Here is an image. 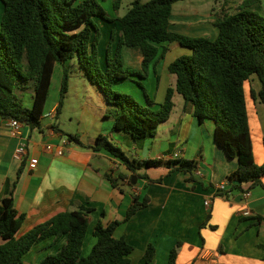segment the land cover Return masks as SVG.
<instances>
[{
	"label": "trees",
	"instance_id": "1",
	"mask_svg": "<svg viewBox=\"0 0 264 264\" xmlns=\"http://www.w3.org/2000/svg\"><path fill=\"white\" fill-rule=\"evenodd\" d=\"M0 1L1 119L39 128L56 64L62 66L56 107L58 116L68 88L67 65L78 59L88 78L96 82L104 96L107 105L104 117L111 119L112 131H122L132 140L154 138L158 126L168 120L174 107L172 98L178 93L185 105L191 106L192 115L199 123L206 119L214 122L215 143L229 158L237 159V169L227 177L228 190L220 194L227 196L228 191H241L244 183H249L250 188L262 184L264 163L257 165L254 161L245 100L248 90L251 98L257 97L264 103V17L250 9L260 0H243L235 12L218 15L212 21L217 29L214 39L170 31L173 4L183 0H135L123 16L115 18H109L96 0ZM119 3L120 0L113 1L114 11L118 10ZM94 18L119 23L117 47L114 56L110 57V43L115 39L112 32L104 69L100 68L97 60L100 32ZM170 43H177L189 49L190 53L168 64L167 72L174 76L175 83L167 88L161 103L156 106L140 82L144 104L114 90L116 84L130 77L144 79L150 63L156 57L164 56L166 48L160 50L161 46ZM122 47L140 50V70L123 66ZM251 75H255L260 83L257 93L249 89ZM156 81H159L157 74ZM28 91L32 93L29 108L23 104ZM67 139L82 146L75 135H67ZM90 148L105 150L137 177L146 178L145 173L138 174L140 169L164 163L168 165L169 172L192 171L195 167L193 161L181 159L129 158L101 134ZM104 177L113 188H118L125 179L123 174L113 176L108 173ZM14 185L0 200V264H24L25 255L34 246L47 242L46 248L49 249L63 236L65 241L60 249L56 253H48L37 264L130 263L128 257L133 247L124 238L113 235L120 224L118 221L106 225L98 221L92 231L95 242L89 253L82 255L88 214L92 211L88 207L79 206L78 210L59 212L20 233L25 216L14 207ZM148 202V197L139 199L134 196L125 220L146 207ZM179 245L180 242L170 250L167 264H176ZM154 256V247L149 244L139 264H149Z\"/></svg>",
	"mask_w": 264,
	"mask_h": 264
},
{
	"label": "crops",
	"instance_id": "2",
	"mask_svg": "<svg viewBox=\"0 0 264 264\" xmlns=\"http://www.w3.org/2000/svg\"><path fill=\"white\" fill-rule=\"evenodd\" d=\"M242 2L240 0L239 5ZM213 16L184 15L182 10L175 16L172 12L169 29L189 36L214 39L217 29L212 24ZM185 51L182 54L190 53L189 49ZM126 55L127 64L134 61L138 64V70L142 59L140 50L136 48ZM158 60L156 57L150 63L145 77L146 80L153 77L156 96V92L165 93L168 87L173 86V77L167 72L168 65L164 64L161 72L157 66ZM155 73L159 77L158 83ZM250 88L255 93L260 89L255 75L249 78ZM31 95L28 91L23 99L24 106L28 108L32 105ZM245 100L254 161L262 165L264 103L257 97L251 98L248 90ZM154 101L156 106L160 103ZM57 104L43 110L39 128L30 129L21 124L20 135L12 131L9 120L0 118V200L8 195L11 185L15 183L12 191L14 207L25 216L20 233L59 212L74 211L84 206L92 211L88 214L82 255H87L95 242L92 231L98 221L104 225L118 221L120 224L113 235L124 238L133 247L128 257L129 264H139L149 244L155 250L149 264H167L169 252L178 242L176 264H264V176L262 184L253 188L249 187V183H244L241 184V191H228L227 196L217 191V186L226 182L228 175L237 169L238 162L236 158H229L215 143V124L212 120L199 123L192 115L191 106L183 101L178 110L174 104L168 120L158 126L154 138L132 140L122 131H112L111 119L95 116L92 120L89 114L88 118L87 115L83 117L82 122L85 134H89L88 141L81 133L75 135L82 147L68 141L63 132L50 123V119L57 118ZM52 111H55L53 118L50 117ZM46 118L49 122L44 123ZM160 126L164 127L163 136L159 135ZM100 134L107 136L129 158L181 159L193 161L195 167L192 171L169 172L168 165L164 163L158 167L140 169L138 174L145 173L146 178L137 177L105 150L94 151L90 148ZM20 141L27 145L24 160L14 157V150ZM63 141H67L65 152L58 156L56 150L63 146ZM46 145H52V150L47 151ZM30 158L37 159L33 168L28 164ZM108 173L113 176L123 174L125 179L118 188H113L104 177ZM132 176L136 178L135 184L128 183ZM246 192L250 194L248 198L243 196ZM134 196L139 199L148 197L149 202L125 220ZM207 200L208 205L205 204ZM244 210L250 211V215L243 216ZM64 241L65 236L49 249L46 248L47 242L32 249L42 247L40 250L56 253Z\"/></svg>",
	"mask_w": 264,
	"mask_h": 264
},
{
	"label": "rangeland",
	"instance_id": "3",
	"mask_svg": "<svg viewBox=\"0 0 264 264\" xmlns=\"http://www.w3.org/2000/svg\"><path fill=\"white\" fill-rule=\"evenodd\" d=\"M102 8L105 10L109 18H115L117 16H123L127 10L130 8V5L135 0H120L119 8L117 11L113 9L114 0H96ZM141 2H147L149 0H139ZM240 0H183L178 1L173 4L172 12L174 15H178L180 10H182L184 15H193L198 14L199 16H209L214 15L213 18L217 17L223 12L233 13L237 10ZM2 3L0 1V16L2 14ZM253 11H256L258 14L264 17V0H260L251 8ZM214 18V19H215ZM94 23L98 27L100 32V39L97 46L98 51V64L100 68L104 69L106 65V50L107 46L110 43V35L114 32L115 39L111 41L109 56L113 57L116 47H117V36L119 33V23L118 22H109L101 18H94ZM123 48L122 61L123 66L131 69H136L138 64L132 61L133 64H127L128 58L126 55L129 51L134 50L126 47ZM166 48V52L162 58H159L157 66L160 70L164 68V64L168 65L175 58L185 55V47H181L177 43L163 44L161 50ZM68 66V88L65 94V97L62 100L59 114L57 118L50 119V123L56 125L63 132V136L67 138V135H77L81 133L85 141H88L89 134H85V129L83 125V117L91 115L92 120L95 116L103 117L107 109V105L104 99V96L99 89L96 82H93L88 78L84 66H82L78 59H73ZM61 67L60 65H55L54 72L52 75V83L49 90L48 98L44 105V110L49 109L55 103L59 101V87L61 81ZM140 70V67H139ZM162 72V70H161ZM172 76V75H170ZM173 77V86L175 83V78ZM142 83L145 88V93L151 97L153 100L163 101L164 92L161 94L157 93V96L154 94L156 84L154 79L146 80L139 79V77H130L114 86V90L125 93L132 96L136 101L144 104V91L139 86L138 83ZM157 82V81H156ZM159 82V81H158ZM157 82V83H158ZM158 86V84H157ZM172 86V87H173ZM246 89V87H245ZM159 95V99H158ZM173 103L176 106V110L183 104V97L175 93L173 98ZM177 114V111L176 113ZM49 122L46 118L44 123ZM97 124V123H96ZM163 126L159 128V135L163 136L162 132ZM42 248V247H40ZM37 248L31 249V255H25L24 260L25 264H37L42 260L49 252L47 250ZM33 250V251H32Z\"/></svg>",
	"mask_w": 264,
	"mask_h": 264
},
{
	"label": "built area",
	"instance_id": "4",
	"mask_svg": "<svg viewBox=\"0 0 264 264\" xmlns=\"http://www.w3.org/2000/svg\"><path fill=\"white\" fill-rule=\"evenodd\" d=\"M55 116V111H52L50 112V117L53 118ZM9 126L12 128V131L15 133V134H19L20 135V129H21V123H19L18 121L16 120H9ZM67 143V141H63V146L60 147V148H57L56 150V154L58 156H62L65 152V149H64V145ZM52 145H46L45 146V149L47 151H51L52 150ZM14 157L16 159H19V160H24L26 157H27V145L24 141H20L18 143V145L16 146L15 150H14ZM175 158H177V154L174 155ZM28 164H29V167L30 168H33L36 164H37V159L36 158H30L28 160ZM228 190V183L227 181L226 182H223L221 183L220 185L217 186V191L220 193V192H225ZM249 193L246 192L243 194V196L245 198H248L249 197ZM209 201H205V204L208 205ZM242 215L243 216H249L250 215V211L248 210H244L242 212Z\"/></svg>",
	"mask_w": 264,
	"mask_h": 264
},
{
	"label": "water",
	"instance_id": "5",
	"mask_svg": "<svg viewBox=\"0 0 264 264\" xmlns=\"http://www.w3.org/2000/svg\"><path fill=\"white\" fill-rule=\"evenodd\" d=\"M30 129L32 128V126L31 125H29L28 126ZM136 183V178H135V176H132L131 177V184H135Z\"/></svg>",
	"mask_w": 264,
	"mask_h": 264
}]
</instances>
